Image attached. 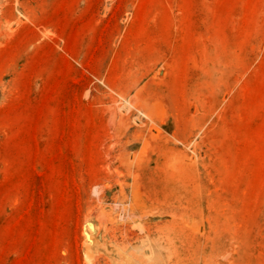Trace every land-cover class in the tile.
Masks as SVG:
<instances>
[{
  "label": "rangeland",
  "instance_id": "rangeland-1",
  "mask_svg": "<svg viewBox=\"0 0 264 264\" xmlns=\"http://www.w3.org/2000/svg\"><path fill=\"white\" fill-rule=\"evenodd\" d=\"M0 264H264V0H0Z\"/></svg>",
  "mask_w": 264,
  "mask_h": 264
},
{
  "label": "bare ground",
  "instance_id": "bare-ground-1",
  "mask_svg": "<svg viewBox=\"0 0 264 264\" xmlns=\"http://www.w3.org/2000/svg\"><path fill=\"white\" fill-rule=\"evenodd\" d=\"M124 108V107H123Z\"/></svg>",
  "mask_w": 264,
  "mask_h": 264
}]
</instances>
